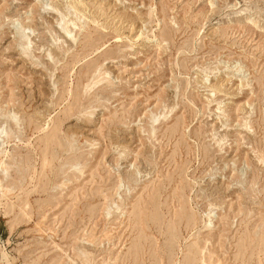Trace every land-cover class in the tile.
<instances>
[{
  "label": "rangeland",
  "instance_id": "374dc122",
  "mask_svg": "<svg viewBox=\"0 0 264 264\" xmlns=\"http://www.w3.org/2000/svg\"><path fill=\"white\" fill-rule=\"evenodd\" d=\"M0 131V264H264V0H0Z\"/></svg>",
  "mask_w": 264,
  "mask_h": 264
},
{
  "label": "bare ground",
  "instance_id": "6f19581e",
  "mask_svg": "<svg viewBox=\"0 0 264 264\" xmlns=\"http://www.w3.org/2000/svg\"><path fill=\"white\" fill-rule=\"evenodd\" d=\"M55 7H56V6H55ZM57 19H58V18H57ZM59 19H60V17H59ZM60 21H61V20H60ZM72 22H73V21H72ZM57 24H58V23H57ZM57 26H60L61 30H65V33L68 34L67 36L69 37V35H70L71 32H72V29H71V28L68 29V27L64 26V25L61 24L60 22H59V25H57ZM27 28H30V27H27ZM26 30H27V29H26ZM22 31L24 32V28L22 29ZM68 37H67V38H68ZM29 39H30V38H29ZM60 39H61V37H60ZM66 40H67V39H66ZM51 45H52V44H51ZM56 46H57V45H56ZM25 47H26V46H25ZM25 47L22 48L23 53H24V52L26 51V49H27V48H25ZM53 47H54V46H53ZM20 48H21V47H20ZM48 48H50V47H48ZM54 49H55V47H54ZM47 50H49V49H47ZM47 50H46V51H47ZM52 52H53V51H52ZM46 55H47V54H46ZM53 55H54V54H53ZM26 56H27V55H26ZM48 56H50V57L52 58L51 53H48ZM21 57H22V56H21ZM56 57H57V56H56ZM52 59H53V58H52ZM52 59H51V60H52ZM106 73H107V72H106ZM106 75H107V74H106ZM248 84H249V83H248ZM11 114H12V113H11ZM164 116H165V115H164ZM16 117H17V116H16ZM12 119H15V116H14L13 114H12ZM17 120H18V119H17ZM10 121H11V120H10ZM16 122H17V121H16ZM20 123H21V122H19V124H20ZM19 124H18V125H19ZM247 128H248V127H247ZM19 129H20V128H19ZM243 130H244V129H243ZM244 131H245V130H244ZM2 134H3V133L0 131V142L3 141L4 138H5L4 136H2ZM1 138H3V139H1ZM219 139H220V138H219ZM4 142H5V141H4ZM4 142H3V143H4ZM7 143H8V142H7ZM1 144H2V143H0V169L2 170L1 172L4 173V176L7 177V176L9 175V171H8V169H9L11 166H9V164L6 163V160H5L6 158H4L5 155H6V149L3 148V146H1ZM5 144H6V143H5ZM53 144H54V143H53ZM2 145H3V144H2ZM54 148H55V147H54ZM119 154H120V153H119ZM5 166H6L7 168H5ZM259 166H260V165H259ZM259 166H258V167H259ZM241 171H242V170H241ZM0 182H1V180H0ZM64 183H65V182H64ZM60 185H61V184H60ZM62 185H63V184H62ZM119 186H120V185H119ZM3 187H5V186H3ZM5 188H8V187H5ZM116 190H118V189H116ZM2 193L5 194L6 192L4 191V192H2ZM119 198H120V197H119ZM120 200H121V199H120ZM111 202H112V201H111ZM113 203L116 204V207H115V208H116V210H118V209H119V204H118L116 201H113ZM212 204H213V203H212ZM212 204H211V205H212ZM112 205H113V204H112ZM209 205H210V203H209ZM215 206H216V205H215ZM215 206H213V207H215ZM210 207H211V206H210ZM110 209H111V208H110ZM210 213H211V211H210ZM210 213H209V214H210ZM105 214H107V215L110 214V212L108 211V208H107V212H106ZM209 214H208V215H209ZM107 215H106V216H107ZM208 215L206 216V218L208 217ZM210 215H211V214H210ZM27 217H28V216H27ZM210 218H211V216H209V222L211 223V219H210ZM250 220H251V218H250ZM210 225H211V224H210ZM210 225H209V224H206V227L209 228ZM258 225H259V224H258ZM260 226H261V225H260ZM261 228L264 230V224H263V226H262ZM171 231H172V230H171ZM259 231H260V230H259ZM250 234L252 235L253 233H250ZM251 237H252V236H251ZM253 237H254V236H253ZM249 241H250V240H249ZM250 242H251V241H250ZM202 251H203V250H202ZM81 252H82V251H81ZM81 252H80V253H81ZM81 255H82V254H81ZM83 255H84V253H83ZM86 255H87V254H86ZM86 255H85V257L88 256V255H87V256H86ZM212 255H213V254H212ZM85 259H86V258H85ZM204 261H205V260H204ZM216 263H217V262H216ZM218 263H219V261H218Z\"/></svg>",
  "mask_w": 264,
  "mask_h": 264
}]
</instances>
